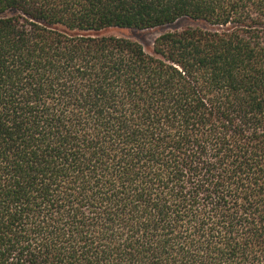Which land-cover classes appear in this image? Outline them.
<instances>
[{
    "label": "trees",
    "instance_id": "1",
    "mask_svg": "<svg viewBox=\"0 0 264 264\" xmlns=\"http://www.w3.org/2000/svg\"><path fill=\"white\" fill-rule=\"evenodd\" d=\"M0 264H264V0H0Z\"/></svg>",
    "mask_w": 264,
    "mask_h": 264
},
{
    "label": "rangeland",
    "instance_id": "2",
    "mask_svg": "<svg viewBox=\"0 0 264 264\" xmlns=\"http://www.w3.org/2000/svg\"><path fill=\"white\" fill-rule=\"evenodd\" d=\"M187 23V20L181 19L169 25L157 26L154 28L137 30V29H124V28H111L106 30L107 33L130 37L142 44L147 52L151 51L154 39L161 33L180 28Z\"/></svg>",
    "mask_w": 264,
    "mask_h": 264
}]
</instances>
